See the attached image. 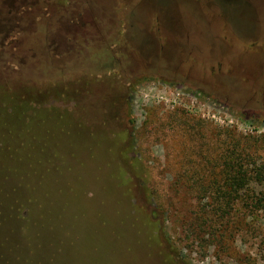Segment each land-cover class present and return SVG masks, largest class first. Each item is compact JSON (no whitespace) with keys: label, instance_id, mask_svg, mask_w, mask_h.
<instances>
[{"label":"rangeland","instance_id":"374dc122","mask_svg":"<svg viewBox=\"0 0 264 264\" xmlns=\"http://www.w3.org/2000/svg\"><path fill=\"white\" fill-rule=\"evenodd\" d=\"M57 69L65 192L0 264H264V0H0V79Z\"/></svg>","mask_w":264,"mask_h":264},{"label":"trees","instance_id":"16d2710c","mask_svg":"<svg viewBox=\"0 0 264 264\" xmlns=\"http://www.w3.org/2000/svg\"><path fill=\"white\" fill-rule=\"evenodd\" d=\"M57 28L60 31L63 29L61 24H57ZM23 30L20 28L19 32L22 34ZM43 35H46L45 30ZM17 40L20 42V39ZM56 46H51L53 51L58 50ZM48 81L45 85L36 82L35 85L24 84L28 86L25 88L19 83H10L8 79H0V196L3 197L0 198V214L20 220L16 202L17 199L22 201L23 197H27L33 204L30 213H33L34 223L42 209L39 199L48 195L51 189L65 192L63 182L52 185L49 180L54 173L45 170L43 166L48 162L50 154L59 151L55 149L61 147L63 138L57 132L61 130L65 118L59 121L57 110L45 106L42 100L47 94L50 98L63 96L62 86L66 79L57 69L55 76ZM65 169L58 168L62 175L59 181L63 179ZM234 185L240 183L234 179ZM149 197L152 199L151 194Z\"/></svg>","mask_w":264,"mask_h":264}]
</instances>
